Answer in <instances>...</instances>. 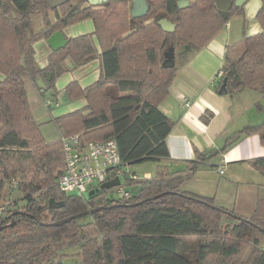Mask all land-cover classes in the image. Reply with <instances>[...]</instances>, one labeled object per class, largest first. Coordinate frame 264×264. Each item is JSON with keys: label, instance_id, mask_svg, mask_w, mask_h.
<instances>
[{"label": "trees", "instance_id": "16d2710c", "mask_svg": "<svg viewBox=\"0 0 264 264\" xmlns=\"http://www.w3.org/2000/svg\"><path fill=\"white\" fill-rule=\"evenodd\" d=\"M130 1L90 5L87 0H66L51 6L49 0H0V196L6 188L20 194L15 201L0 203V264H63L65 250L72 247L79 248L82 264H264V198L250 216H240L210 196L180 188L206 152L189 160L186 171H169L159 164L152 175L139 177L127 170L129 164L167 156L166 136L173 121L158 105L168 94L176 64L241 6L232 5L223 17L214 0H189L184 6L176 0H146V13L132 17ZM260 1L255 13L260 31L226 44L222 70L227 93L250 88L264 102ZM35 13L43 25L37 32L32 29ZM159 14L174 22L172 30L156 22ZM85 18L92 20L93 30L67 37L47 55L46 64L38 66L33 43ZM169 46L180 60L166 67L162 62ZM67 58L72 67L98 58L99 74L85 86L75 79L64 86L69 98L83 97L85 104L51 118L59 138L48 142L33 118L25 81L43 77L46 88L54 90ZM258 130L264 145V122ZM71 134H78L82 143L115 140L127 195L113 197L107 189H98L85 196L58 189L61 137ZM235 139L226 141L223 149ZM246 161L264 175V155ZM51 198L63 204L49 207ZM100 205L90 214L47 224ZM225 211L240 217L229 215L230 220L222 222ZM190 236L199 238H186ZM244 247L250 251L240 259Z\"/></svg>", "mask_w": 264, "mask_h": 264}, {"label": "crops", "instance_id": "0c3cea01", "mask_svg": "<svg viewBox=\"0 0 264 264\" xmlns=\"http://www.w3.org/2000/svg\"><path fill=\"white\" fill-rule=\"evenodd\" d=\"M260 3V0H244L238 5L241 11L231 14L229 20L199 49L176 64L168 94L158 105L173 121L166 136L168 154L159 160H151L152 170L142 174L152 175L159 164L169 171H186L190 169L189 160L194 159L197 153L206 152L203 161L182 181L180 188L210 196L216 204L240 216H250L258 200L264 198V175L246 161L264 155L258 130L264 122V102L254 89L220 93L219 88L224 73L222 62L225 46L244 35L260 31L255 18ZM93 28L92 20L85 18L55 31H60L66 40L67 37L91 32ZM55 31L33 43L34 58L40 67L46 64L47 55L52 50L63 45L53 49L49 44L48 38ZM96 45L99 50L97 42ZM72 69H78L79 73L77 76H74L75 72L67 76V83L75 79L85 86L98 77L99 59L94 58ZM28 82L40 92L46 89L43 77H37L34 81L27 79L25 87ZM81 98L85 104V99ZM185 101H188V105H184ZM206 112H210V115H206ZM203 116L208 120L205 121ZM233 137L236 139L223 149L226 141ZM226 216L230 217L228 214Z\"/></svg>", "mask_w": 264, "mask_h": 264}, {"label": "built area", "instance_id": "2783aa9c", "mask_svg": "<svg viewBox=\"0 0 264 264\" xmlns=\"http://www.w3.org/2000/svg\"><path fill=\"white\" fill-rule=\"evenodd\" d=\"M58 104L57 97L45 100L48 108ZM184 105H188V101H185ZM61 154L62 169L56 179L59 190L84 195L85 192L99 187L103 181L118 177L119 183L107 191L115 193L111 194L113 197L129 193V188L121 183L120 156L113 138L82 143L78 134L62 136Z\"/></svg>", "mask_w": 264, "mask_h": 264}, {"label": "rangeland", "instance_id": "374dc122", "mask_svg": "<svg viewBox=\"0 0 264 264\" xmlns=\"http://www.w3.org/2000/svg\"><path fill=\"white\" fill-rule=\"evenodd\" d=\"M52 13H50L51 18ZM229 20V18L227 19ZM32 29L37 32L43 28L42 17L39 13L32 15ZM90 32V31H89ZM180 57L178 54L174 55V61H179ZM71 61V60H70ZM69 58L65 59L64 65L67 67L65 71L60 73L54 80V90L51 88H46L44 91L40 92L36 87L31 86L29 82L27 83V97L30 105V109L33 115L35 122L38 124L39 131L41 136L45 141L52 142L56 141L59 138V132L51 120L52 117L60 115L64 112H68L73 109L82 108L84 106L81 97L69 98L64 92V86L67 83V76L75 72L74 76H77L79 73L78 69H72ZM87 73V72H86ZM67 80V81H66ZM70 80V79H69ZM57 96H54V95ZM48 97V98H47ZM57 97L59 105L54 107H46L45 100L53 99ZM73 106V107H72ZM153 168V162L151 160H145L139 163L129 164L127 170L134 171L139 177L142 176L143 172L150 171ZM127 187V186H126ZM67 193H74L72 191ZM75 194V193H74ZM108 194H115L113 192H108ZM87 196V192L84 193ZM20 197V194L15 190L5 189L0 196V203L6 200L15 201ZM19 202V201H18ZM227 215V214H226ZM223 214L222 222H226L225 218L227 217ZM88 216L84 217L87 219ZM230 219V217L226 218ZM187 239L193 240L198 239V236L186 237ZM79 251L78 247H72L65 250L66 256L63 257V264H82L80 256H77ZM249 247H244L239 258H245L249 253Z\"/></svg>", "mask_w": 264, "mask_h": 264}, {"label": "water", "instance_id": "95a60500", "mask_svg": "<svg viewBox=\"0 0 264 264\" xmlns=\"http://www.w3.org/2000/svg\"><path fill=\"white\" fill-rule=\"evenodd\" d=\"M66 0H49V4L51 6H57ZM106 0H87V3L90 5H97L100 3L105 2ZM177 4L179 6H184L188 4L187 0H176ZM244 2V0H214L215 6L219 9L221 16L227 17L229 9L232 7V5H241ZM148 9V5L146 0H131L129 13L132 17H141L143 16ZM156 22L162 27V29L170 31L174 28L175 24L171 20H169L167 17L159 14L156 16ZM48 42L51 45V47L54 49L58 45H62L66 42L65 39H63L62 34L60 31H55L49 38ZM174 49L173 46H169L168 49L164 53V60L162 62L163 66L171 67L174 65ZM50 72L45 73V77L47 79L50 78ZM220 93L226 92L225 89V77L222 79V83L219 88ZM119 183L118 177H113L111 179L105 180L102 183L99 184V187L95 189H91L87 192V196L91 195L94 191H97L98 189H109L114 185H117ZM63 204L62 201H56L54 199H49L48 205L49 207H57L61 206ZM103 206H96L89 209H86L84 211L63 217L61 219H57L54 221H50L47 224L50 225H59L65 221H68L73 218H77L86 214L92 213L94 210H97L99 208H102ZM226 214L231 215L233 217H240L235 214H231L229 211H225Z\"/></svg>", "mask_w": 264, "mask_h": 264}]
</instances>
